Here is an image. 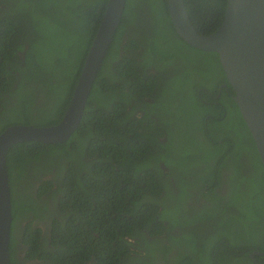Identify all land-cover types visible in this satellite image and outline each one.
Listing matches in <instances>:
<instances>
[{
	"label": "trees",
	"instance_id": "16d2710c",
	"mask_svg": "<svg viewBox=\"0 0 264 264\" xmlns=\"http://www.w3.org/2000/svg\"><path fill=\"white\" fill-rule=\"evenodd\" d=\"M183 1L198 33L221 24L227 0ZM106 4L0 0V133L61 120ZM233 94L167 0H126L73 134L7 151L10 264H264V166Z\"/></svg>",
	"mask_w": 264,
	"mask_h": 264
},
{
	"label": "water",
	"instance_id": "95a60500",
	"mask_svg": "<svg viewBox=\"0 0 264 264\" xmlns=\"http://www.w3.org/2000/svg\"><path fill=\"white\" fill-rule=\"evenodd\" d=\"M126 0H107L84 64L61 120L50 126L11 125L0 133V264H10L11 198L6 154L15 143H62L78 127L88 95L121 22ZM177 34L190 45L216 52L234 90L233 100L254 140L264 166V0H227L219 27L208 35L191 24L183 0H167ZM264 255L253 251L250 256Z\"/></svg>",
	"mask_w": 264,
	"mask_h": 264
},
{
	"label": "flooded vegetation",
	"instance_id": "af4514ba",
	"mask_svg": "<svg viewBox=\"0 0 264 264\" xmlns=\"http://www.w3.org/2000/svg\"><path fill=\"white\" fill-rule=\"evenodd\" d=\"M44 232H45V230H44ZM18 256L20 257V259L22 261V253H21V250L20 249H18ZM32 263L34 264V262H29V263L26 262V261L24 262V264H32ZM88 264H92V263H88Z\"/></svg>",
	"mask_w": 264,
	"mask_h": 264
}]
</instances>
